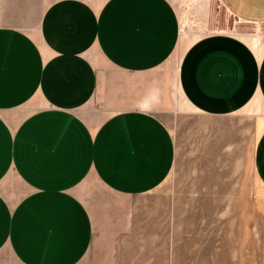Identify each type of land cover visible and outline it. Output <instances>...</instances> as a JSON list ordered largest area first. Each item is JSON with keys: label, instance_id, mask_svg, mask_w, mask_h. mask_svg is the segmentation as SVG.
Listing matches in <instances>:
<instances>
[{"label": "crops", "instance_id": "obj_1", "mask_svg": "<svg viewBox=\"0 0 264 264\" xmlns=\"http://www.w3.org/2000/svg\"><path fill=\"white\" fill-rule=\"evenodd\" d=\"M222 1L264 23V0ZM180 42L171 0H0V264H79L95 232L79 196L91 177L124 197L167 179L175 140L149 109V85L112 71L149 73ZM192 44L178 74L191 108L227 116L264 105V50L223 33ZM103 83L125 106L109 116L90 108ZM255 167L264 184V131Z\"/></svg>", "mask_w": 264, "mask_h": 264}, {"label": "rangeland", "instance_id": "obj_2", "mask_svg": "<svg viewBox=\"0 0 264 264\" xmlns=\"http://www.w3.org/2000/svg\"><path fill=\"white\" fill-rule=\"evenodd\" d=\"M171 2L181 20L175 54L143 75L112 73L123 83L149 85V109L175 140L174 168L142 196L114 194L95 177L83 183L79 196L95 232L79 264H264V184L255 167L264 105L254 101L227 116H210L178 92L180 64L195 40L223 33L264 50V23L241 21L222 0ZM104 86L90 108L102 116L124 109Z\"/></svg>", "mask_w": 264, "mask_h": 264}]
</instances>
